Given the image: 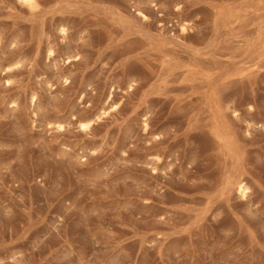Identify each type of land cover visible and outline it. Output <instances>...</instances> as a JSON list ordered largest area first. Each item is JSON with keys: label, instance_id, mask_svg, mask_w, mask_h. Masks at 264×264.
Wrapping results in <instances>:
<instances>
[{"label": "rangeland", "instance_id": "rangeland-1", "mask_svg": "<svg viewBox=\"0 0 264 264\" xmlns=\"http://www.w3.org/2000/svg\"><path fill=\"white\" fill-rule=\"evenodd\" d=\"M259 26L264 0H0V264H264Z\"/></svg>", "mask_w": 264, "mask_h": 264}, {"label": "bare ground", "instance_id": "bare-ground-1", "mask_svg": "<svg viewBox=\"0 0 264 264\" xmlns=\"http://www.w3.org/2000/svg\"><path fill=\"white\" fill-rule=\"evenodd\" d=\"M219 12V11H218ZM230 12V11H229ZM263 12V11H262ZM260 13V12H259ZM220 15V14H219ZM248 16V15H247ZM218 18V17H217ZM249 18V17H248ZM247 18V19H248ZM249 21V20H248ZM256 28V27H255ZM240 30V29H239ZM252 31V30H251ZM242 33V32H241ZM251 33V32H250ZM254 33L256 34V37L254 38V40L249 44V45H252V49H260V48H264V27L263 26H259L256 30H254ZM236 36V35H235ZM238 36V35H237ZM248 37V36H247ZM246 38V37H244ZM248 41V40H247ZM251 41V40H250ZM247 44V42H246ZM245 44V45H246ZM233 45V44H232ZM248 45V44H247ZM242 46V45H240ZM248 49V48H247ZM249 50V49H248ZM264 50V49H262ZM261 50V51H262ZM234 51V50H233ZM254 51V50H253ZM257 51V50H256ZM261 51H257L258 54H260ZM248 52V51H247ZM263 53V52H262ZM234 55V54H233ZM237 55V54H236ZM254 55V54H252ZM264 55V54H263ZM246 56H247V53H246ZM256 56V55H255ZM254 56V59H256ZM260 56V55H259ZM262 56V55H261ZM260 58V57H259ZM251 60H253L251 57H250ZM257 59H258V56H257ZM249 60V59H247ZM260 59H258L259 61ZM257 61V62H258ZM261 62H263L262 60H260ZM246 62V61H245ZM250 62V61H249ZM248 63V62H246ZM259 63V62H258ZM264 63V62H263ZM256 64V63H255ZM254 64V65H255ZM252 65H253V61L251 63V66L250 67V70H249V67L247 69L248 71H250L251 73H254V72H257V70H260L261 68H259V65L257 64L254 69H251L252 68ZM240 66V65H239ZM246 66V64H245ZM193 67V66H192ZM238 67V66H237ZM261 67V66H260ZM236 68V67H235ZM234 68V69H235ZM245 69V67H242V69ZM240 69V68H239ZM236 68V72H238L237 70H239ZM243 69L242 72H244L245 70ZM228 71V70H227ZM231 70L228 71V73L230 72ZM199 72V71H198ZM232 72V71H231ZM233 73V72H232ZM247 72H245L244 75H246ZM185 74V73H184ZM239 75L241 74V69L238 73ZM183 75V74H182ZM227 75V74H226ZM230 75V73H229ZM234 75V73H233ZM243 75V74H242ZM248 75V74H247ZM226 79L229 80V78H227V76H225ZM228 77H231V76H228ZM236 77V76H235ZM242 77V76H241ZM234 78V77H233ZM225 80V79H224ZM238 81V80H237ZM224 85V84H223ZM214 87V90L212 89ZM211 88V95L209 96L210 97V100L208 101L209 102V106L212 108H209L211 111V113H213V121H211L212 125L209 126L210 128V132L213 136V139H214V142L216 143L217 147L224 153L229 156H231L234 160L237 159H242V155H244V151H243V147H242V143L240 144L241 141H239V138H238V135H237V131L233 125V121H231L227 116V113L225 111V106H229V105H226L222 99V97L220 96L219 94V91L217 90L218 88H216L215 86H213ZM216 88V89H215ZM226 88V87H225ZM191 89V88H190ZM204 93V92H203ZM209 93V92H208ZM208 98V97H207ZM199 104V103H198ZM207 105V104H206ZM233 105V104H232ZM252 105V104H251ZM205 106V105H204ZM235 107V106H234ZM232 108V107H231ZM237 107H235V111L238 110V108L236 109ZM256 108V107H255ZM253 108V106L250 107V109H255ZM202 109V108H201ZM234 109V108H233ZM233 111V112H235ZM205 114H208V113H205ZM209 115V114H208ZM250 123V122H249ZM258 123V122H257ZM82 125L86 128L90 125L89 121H83L82 122ZM207 126V125H206ZM262 127H264V122L262 123ZM210 143V141H209ZM213 143V142H212ZM209 145V144H208ZM211 145V144H210ZM245 150V148H244ZM225 155V156H226ZM230 157V158H231ZM243 160V159H242ZM229 162V161H228ZM240 162V161H239ZM237 163V162H236ZM241 163V162H240ZM221 164V163H220ZM234 164V163H233ZM236 165V164H235ZM237 165H240L237 163ZM238 167V166H237ZM222 168V167H221ZM236 168V167H235ZM241 168V167H239ZM238 169V168H236ZM239 170V169H238ZM246 170V169H245ZM237 171V170H236ZM238 172V171H237ZM236 172V173H237ZM241 172V171H240ZM239 173V172H238ZM238 175V177H237ZM236 177L234 178H231L227 181V184L231 185V186H236V189L241 193V195L245 196L249 190V186L247 184V182H245V180L240 176L242 174H237ZM232 176V175H230ZM240 176V177H239ZM229 178V176H228ZM224 183V182H223ZM225 191V190H224ZM226 192V191H225ZM224 195V194H223Z\"/></svg>", "mask_w": 264, "mask_h": 264}]
</instances>
